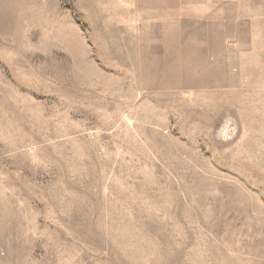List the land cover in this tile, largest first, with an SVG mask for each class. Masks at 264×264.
<instances>
[{
	"label": "rangeland",
	"instance_id": "obj_1",
	"mask_svg": "<svg viewBox=\"0 0 264 264\" xmlns=\"http://www.w3.org/2000/svg\"><path fill=\"white\" fill-rule=\"evenodd\" d=\"M263 39L264 0H0V264H264Z\"/></svg>",
	"mask_w": 264,
	"mask_h": 264
},
{
	"label": "bare ground",
	"instance_id": "obj_2",
	"mask_svg": "<svg viewBox=\"0 0 264 264\" xmlns=\"http://www.w3.org/2000/svg\"><path fill=\"white\" fill-rule=\"evenodd\" d=\"M264 40V39H263ZM137 260V259H136Z\"/></svg>",
	"mask_w": 264,
	"mask_h": 264
}]
</instances>
